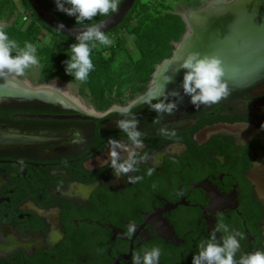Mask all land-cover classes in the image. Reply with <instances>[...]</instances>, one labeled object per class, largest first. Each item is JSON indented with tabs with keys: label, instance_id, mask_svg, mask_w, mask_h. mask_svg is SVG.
<instances>
[{
	"label": "flooded vegetation",
	"instance_id": "flooded-vegetation-1",
	"mask_svg": "<svg viewBox=\"0 0 264 264\" xmlns=\"http://www.w3.org/2000/svg\"><path fill=\"white\" fill-rule=\"evenodd\" d=\"M230 89L211 107L179 102L159 125L141 93L104 107L78 97L79 106L0 102V264H132L133 252L154 246L159 264H191L221 219L244 234L242 252L264 250V77ZM117 105L146 133L139 183L101 163L109 137L127 140ZM76 131L83 143L72 142Z\"/></svg>",
	"mask_w": 264,
	"mask_h": 264
},
{
	"label": "clouds",
	"instance_id": "clouds-1",
	"mask_svg": "<svg viewBox=\"0 0 264 264\" xmlns=\"http://www.w3.org/2000/svg\"><path fill=\"white\" fill-rule=\"evenodd\" d=\"M56 10L75 19L76 24H84L96 17L109 16L119 11L120 0H54ZM7 25L0 22V78L23 77L29 69L40 67L36 45L25 42L23 47L9 37L5 30ZM106 24H92L75 31V43L69 46L68 59L62 63L66 74L74 80L86 83L95 65L92 60L94 49L99 46L110 47L113 40L103 30ZM65 25L58 23L56 29L63 31ZM173 61H169V65ZM169 65H165L167 71ZM184 70L181 88L183 95L190 97V103L198 110L201 106L211 107L225 100L231 92L226 80V70L222 60L215 55H202L190 52L178 64L177 72ZM173 82L172 77H165L163 84L149 90L142 103L147 104L151 111L157 113L152 123L161 124L165 114L173 116L178 110V103L183 96L179 91H165V85ZM68 86V85H67ZM153 101H156L153 103ZM122 119L116 120V127L124 133L127 140L109 137L107 140V159L102 166L110 167L117 180L127 178L128 183L143 181L144 177L132 175L140 171V165L150 160L145 148L146 133L139 129L140 121L132 113L130 106H114ZM264 127V125H262ZM161 135L168 139H178L175 130L166 126L159 129ZM73 143H83L81 134L73 133ZM91 170V169H90ZM155 167L147 169L151 176ZM59 190V188L57 189ZM136 231L135 224H130L126 235L132 236ZM217 233L220 234L219 238ZM244 234L231 228L223 220H219L207 238H201L197 244L198 251L192 255L191 264H264V250L257 249L244 253L240 241ZM238 253L240 254L238 257ZM161 249L159 247L145 248L132 254V264H159Z\"/></svg>",
	"mask_w": 264,
	"mask_h": 264
},
{
	"label": "water",
	"instance_id": "water-1",
	"mask_svg": "<svg viewBox=\"0 0 264 264\" xmlns=\"http://www.w3.org/2000/svg\"><path fill=\"white\" fill-rule=\"evenodd\" d=\"M134 1L135 0H120L119 11L117 13L104 16L102 19L91 24L74 25L57 18L42 0H27L31 10L44 24L61 34L74 38L77 29L85 28L92 24H106L103 30L105 32L110 31L127 15ZM230 5L227 10H231L232 7L233 11L231 12V16H224L223 12H228L227 10H219L211 20L210 18L205 20L202 19L203 15L197 16L195 19L198 25L197 36L195 40L191 42L190 46L187 47L185 56L190 52H199L202 55H215L219 57L226 70L225 78L229 87L239 88L254 83L264 77V0H237ZM217 7L218 6H215V8H212L209 12L215 13L218 10ZM202 8L203 6L197 10ZM181 18L183 19L182 15ZM241 21L243 22L241 23ZM184 22L186 24L185 31L177 42L182 40V37L188 29L185 20ZM58 23H63L65 25L62 32L56 29ZM240 24H242V26ZM177 42L174 43L171 55L163 58L158 64L166 59L174 57L175 44ZM158 64L155 65L154 69ZM177 68L178 64L169 77H174V81H181L178 88L182 89L181 83L184 70L177 72ZM236 72H239L238 74L241 76L247 75V78L239 83L233 81L231 78L233 74H237ZM146 90L144 92H146ZM5 101L61 102V100L56 97L26 90L12 83L10 79L5 81L3 78H0V102ZM17 116L26 118L46 117L45 115L39 114H17ZM220 128L221 126L216 125L213 130H218Z\"/></svg>",
	"mask_w": 264,
	"mask_h": 264
},
{
	"label": "trees",
	"instance_id": "trees-1",
	"mask_svg": "<svg viewBox=\"0 0 264 264\" xmlns=\"http://www.w3.org/2000/svg\"><path fill=\"white\" fill-rule=\"evenodd\" d=\"M24 1L29 6L27 0ZM42 1L57 18L67 23L78 25L75 23L73 17L55 13L45 0ZM11 5H13L12 0H0V18L4 11H6V13L9 11V6ZM135 7H137L135 15L137 21L134 27V43L139 52V56L135 59L130 57L118 59L117 52L113 51L105 57L99 50L94 49L92 60L95 68L90 73L87 82L83 84L80 83L82 90L87 88L93 100L102 104L100 107L106 106L107 94L109 92L112 93L114 86H116V96L114 97L120 99H122L123 93L127 88L132 92L143 91L151 77L155 65L163 58L171 55L173 42L178 41L185 31V22L179 14L173 12L171 9L158 12L150 4L140 3L139 0L134 1L131 9L122 21L130 17ZM10 13L11 12L7 14L9 15ZM32 13L36 19L43 24L45 28L53 32L56 37L75 40L74 37L66 36L51 29L44 24L34 12ZM102 18L103 17L97 20L86 21L84 24L79 25L91 24ZM20 22H24L25 25L23 19ZM20 24L18 25V22H13L8 25L5 30L10 38L16 40L20 46L23 47L25 42H34V37L39 28L33 20L28 22L23 29L20 28ZM36 48V54L41 63L39 81L52 79L54 77L76 81L65 72V66L62 62L67 60L68 57L63 54L58 44H40L36 46Z\"/></svg>",
	"mask_w": 264,
	"mask_h": 264
},
{
	"label": "rangeland",
	"instance_id": "rangeland-1",
	"mask_svg": "<svg viewBox=\"0 0 264 264\" xmlns=\"http://www.w3.org/2000/svg\"><path fill=\"white\" fill-rule=\"evenodd\" d=\"M12 1H13V5L9 6V11L7 12V13L9 12L11 13L8 15L6 11H4L2 17L0 18V22H4L7 26L12 24L13 22L14 23L18 22V25L21 23L20 28L23 29L24 27H26L25 25H27L28 22L33 20L39 28L36 36L34 37L33 44L38 46L40 44L52 45L56 43L60 47V50L63 52V54L68 57L67 51L69 49V46L72 43H75L76 41L68 40L66 38L56 37V35L53 32L45 28L43 24H41L36 19V17L32 13L33 11L31 10L30 5L28 6L24 0H12ZM45 1L50 5L51 9H53L55 13H59L61 15L66 16L65 14L60 13L56 10L54 0H45ZM210 1L211 0H139L140 3L150 4L158 12H164L165 10L171 9L173 12L179 14L180 16L183 11L197 10L202 6L208 4ZM136 10L137 7H135L132 10L131 15L128 19L120 22V24L117 25L115 28L106 32V34L113 40V44L110 47L99 46L98 50L101 52L103 56L107 57L113 51L117 52L118 59H124L127 57L135 59L139 56V52L136 49L134 43L135 40L134 27L137 21L135 17ZM99 18L100 16L96 17L94 20H97ZM22 19L25 21V25L24 22L23 23L20 22L22 21ZM185 28H186V24H185ZM174 43L175 42H173V47H174ZM40 67H41V63H40ZM40 67L29 69L26 72V74L20 78H27L33 84H40V83L46 84V83L56 82L58 85L65 87L67 91L73 96L81 98V100L83 99L86 102L94 101L98 106L102 105L101 103L93 100L87 88L82 90L81 84L79 82L61 79L59 77H54L52 79L39 81L38 78H39ZM148 83L146 84L144 90L147 88ZM115 90H116V86L113 87L112 93L109 92L107 94L106 105L123 103L126 100H129L132 97H136L140 93L144 92V90L132 92L130 91V89L127 88L123 93L122 99H120L114 97L116 96Z\"/></svg>",
	"mask_w": 264,
	"mask_h": 264
},
{
	"label": "bare ground",
	"instance_id": "bare-ground-1",
	"mask_svg": "<svg viewBox=\"0 0 264 264\" xmlns=\"http://www.w3.org/2000/svg\"><path fill=\"white\" fill-rule=\"evenodd\" d=\"M229 1V2H228ZM237 0H211L208 4L204 5L202 9L193 11V10H185L181 13L183 19L186 21L188 25V29L184 36L182 37V40L180 42H177L175 44V50H174V57L164 60L162 63L158 64L156 68L152 72V76L150 78L148 87L146 92L143 94H140L137 98V100H142L146 97L149 90L155 89L158 84H163L165 77H169L173 70L176 68L177 64H179V61L185 56L187 47L190 46L191 42L195 40L197 36V28L198 25L196 23V18L199 15H203L202 19H213L214 15L219 12V10H227L229 9V5L233 2H236ZM232 2V3H230ZM221 5V6H220ZM217 7V11L214 13H210L209 10H212V8ZM231 6V5H230ZM228 12H223L224 16L232 15V7L231 10H227ZM230 13V14H229ZM223 18V17H222ZM243 21H241L242 23ZM242 26V24H240ZM248 27V26H245ZM196 29V30H195ZM169 61H173L169 65ZM165 65H169V68L167 71H164ZM237 73V72H236ZM239 73V72H238ZM233 74L232 78L233 81H236L237 83L244 81L245 78H247V75L241 76L240 74ZM174 78V77H172ZM12 83H15L16 85L20 86L21 88H24L26 90H31L34 92H40L42 94H45L47 96L56 97L57 99L61 100L62 102L66 104H72V105H80V102L78 101L77 97L70 94L67 89L63 86L58 85L56 82L53 83H46V84H33L31 83L27 78H9ZM181 82V81H180ZM178 80L167 83L165 85V91L168 92L170 90L179 91L181 95L183 96V103L190 102V97L183 95L182 89L178 88V85L180 84Z\"/></svg>",
	"mask_w": 264,
	"mask_h": 264
}]
</instances>
